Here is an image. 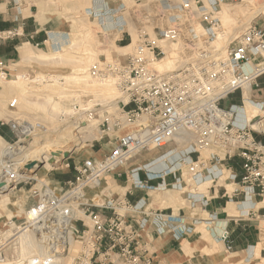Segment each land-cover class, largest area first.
Returning a JSON list of instances; mask_svg holds the SVG:
<instances>
[{
	"label": "built area",
	"instance_id": "built-area-1",
	"mask_svg": "<svg viewBox=\"0 0 264 264\" xmlns=\"http://www.w3.org/2000/svg\"><path fill=\"white\" fill-rule=\"evenodd\" d=\"M216 1L200 4V0H158L148 4L140 9L136 36L129 44L131 52L125 62H110L104 69L99 65L90 67L94 79L117 81L122 95L118 103L122 117L114 118V124L106 131L122 129L124 123L132 129L117 136L103 157L82 161L75 168L74 178L63 188L43 182L38 190H28L36 201L26 208L22 222L11 229L10 236L0 235V263H5L4 251L9 243L22 233L32 232L42 244V253L30 255L31 264H55L68 252L72 241L81 244L74 264H152L138 249L137 232L146 223L158 235L170 228L176 238L188 235L192 228L182 216L150 213L139 202L106 197L102 183L137 154L160 150L171 143L189 146V156L176 163L187 168L189 184L184 185L190 188L189 194H195L198 186L210 178V163L238 158L241 174L238 177L228 168V179L239 185L244 196L264 198V143L254 136L261 131L264 112L261 118L257 116L260 125L253 127L245 118L244 123H239L242 106H222L236 93L242 102L248 101L244 90L248 88L250 92L258 87L257 79L264 74V26L248 24L218 47L216 41L225 35L217 17ZM133 16L136 18V14ZM170 56L174 60L172 68L158 70L156 66ZM3 67L0 62L2 75ZM14 104L12 101L10 106ZM26 124L10 122L13 145L25 137ZM181 137L189 138L178 141ZM202 154L207 156L202 158ZM156 163L131 172L142 171L146 175L144 180L131 178L134 189L155 190L158 186L152 181L166 177L173 179L174 188L185 182L182 173L176 175L180 171L176 165L153 170ZM8 170L3 168L1 175L10 189L33 180L19 167ZM92 191L95 193L88 197ZM239 191L233 190V194ZM99 200L102 203L95 204ZM96 209L108 210L110 215ZM130 213L145 217L135 222ZM13 224L9 220L7 228ZM226 235L224 232L221 238Z\"/></svg>",
	"mask_w": 264,
	"mask_h": 264
},
{
	"label": "rangeland",
	"instance_id": "rangeland-1",
	"mask_svg": "<svg viewBox=\"0 0 264 264\" xmlns=\"http://www.w3.org/2000/svg\"><path fill=\"white\" fill-rule=\"evenodd\" d=\"M155 1L158 0H43L46 6L51 7L50 11H42V14L47 13L48 15L49 12L52 16L50 23L53 25L50 26V30L67 32L69 42L58 48H51L50 44H33L32 48L29 47L25 51L26 56L16 58L9 63L2 62V64L10 66L7 76L0 74V93H2L3 99H6L7 104L3 106V109L17 122L27 123L25 126L32 127L33 134L22 138L19 144L0 143V172L6 162L14 158V156L9 158L8 155H2L8 147L15 149L24 143L25 147H30L29 151H31L32 148L36 149L39 145L44 142L48 143L47 141L50 142L52 139L50 142L51 151L67 149V144L54 139V135L58 131L60 132L56 134L58 138L60 139L62 136L64 138L66 132L63 134V130L67 126L69 127L68 132L74 130L78 132L76 135L77 145L70 146L66 150L70 156L61 162L57 160L51 164L45 158L43 162L40 160L35 165L29 163L31 167H34L31 171L26 170L25 172L29 171L28 176L33 180L11 189L9 200L0 202V235L10 236L13 233L11 229L22 222L27 206L33 205L36 201V198L28 190H38L43 182L52 186L53 183L50 181L61 176L64 171L72 173L73 179L75 168L82 161L92 156L103 157L117 136L125 130L132 129L131 125L127 126L124 123L122 129L106 131L108 126L114 124V118L122 117L120 113L122 106H118L122 95L116 87L117 81L94 79L90 74V67L99 65L101 69H104L105 65L110 62L120 64L125 62L126 55L131 52V47L128 48V45L136 36L137 21L141 18L140 9ZM201 2L207 3L206 0H200L199 3L201 4ZM216 9L223 34L225 29L224 39L232 33L234 36L240 28L248 24L264 26V0H217ZM224 11L228 16L223 15ZM133 14H136V18ZM217 43L224 46L221 39L217 40ZM124 47L128 50L118 49ZM87 58H89L88 61H91H89L90 63L86 61ZM246 92L243 95L245 98H249L250 94H246ZM240 100L241 97L238 94L234 98L224 101L222 106L236 105L239 107ZM12 101H15V104L11 107ZM243 110L244 115L241 118L238 116L239 123H244V117L247 121H251L263 116L248 101L244 103ZM36 124L39 127H35ZM87 126L89 127L86 128ZM186 139L187 137H185ZM66 143L70 144L69 141ZM188 149L187 145L171 143L160 150L141 152L130 159L127 164L137 163L134 166L136 168L147 166L150 162L151 164L157 162V165H161L158 170H163L168 165L175 166L181 158L189 156L186 154ZM45 152L46 149L39 150L38 156L41 157V154H45ZM140 156H146L147 160L136 162ZM191 156L192 159L195 158L194 154ZM206 156L205 154L201 155L202 158ZM32 162H36V159ZM215 164L212 162L209 165L214 166ZM155 166L153 165V170H155ZM176 167L180 170L176 175L179 176V173H182L185 182L180 184V188H174L172 179V183L169 185L177 191L183 190L182 192L189 197L192 195L189 194L190 188L188 190L184 185L189 184L186 182L187 168L182 163ZM216 175H220V172ZM155 181L162 182L159 179ZM122 186L133 187L132 179L129 178V181ZM155 186L159 187L158 184ZM60 187L63 188V186ZM101 203L102 201L99 200L95 204ZM9 220L14 224L7 228ZM77 225L80 226L78 223ZM18 237L5 247V263L0 264H31L29 263L30 255L42 253V250L34 246L31 249L33 252L22 255ZM80 248L79 242L72 241L68 252L60 256L55 264H74V256Z\"/></svg>",
	"mask_w": 264,
	"mask_h": 264
},
{
	"label": "crops",
	"instance_id": "crops-1",
	"mask_svg": "<svg viewBox=\"0 0 264 264\" xmlns=\"http://www.w3.org/2000/svg\"><path fill=\"white\" fill-rule=\"evenodd\" d=\"M43 10H51L43 0H0L1 62L9 63L16 58L26 56L25 51L29 47L32 48L33 44H50L49 47L58 48L69 42L67 32L50 30V26L53 25L50 23L52 16L49 12L48 15L42 14ZM9 67L4 64V76H7ZM257 83L258 87L249 92L248 102L262 113L264 112V74L257 79ZM238 94L230 96L227 100ZM244 103L246 101L242 102L241 99L239 106H242V110ZM5 105H7L6 99H3L0 93V143L14 142V134L9 127L14 118L5 112L3 109ZM243 115L244 113H240L239 117ZM254 136L264 143V120L261 131L256 132ZM146 158L140 156L136 162L145 161ZM136 164L132 162L126 164L124 168L105 178L102 183L105 196L125 197L132 203L139 202L150 213L159 211L182 216L185 224L193 228L188 235L176 238L170 228H166L163 234L158 235L151 232L150 224L146 223L145 227L137 232L138 249L142 256L151 259L152 264H264V240H262L264 198L244 196L239 185L228 179L231 174L228 168H232L238 177L241 174L238 158L218 162L212 166L210 178L201 183L197 192L189 197L182 192L183 190L177 191L170 187L171 177H166L162 182H152L153 185H159L153 191L122 186L129 181V178L139 177L142 180L146 178L145 173L140 171L131 175ZM160 166L156 164L155 170ZM218 172L221 174L217 176ZM71 179L72 173L64 171L61 176L50 182L60 187ZM187 188L189 190V187ZM233 190H240V193L233 194ZM93 193L95 192H88V197ZM104 194L99 198H103ZM96 210L110 215L108 210ZM128 215L135 222L145 217L141 213ZM151 219L152 217H149L148 220ZM224 232L227 235L222 239L221 235Z\"/></svg>",
	"mask_w": 264,
	"mask_h": 264
},
{
	"label": "bare ground",
	"instance_id": "bare-ground-1",
	"mask_svg": "<svg viewBox=\"0 0 264 264\" xmlns=\"http://www.w3.org/2000/svg\"><path fill=\"white\" fill-rule=\"evenodd\" d=\"M223 13V15L224 16H228V14L226 13V11H224V12H222ZM226 14V15H225ZM240 27V26H239ZM129 31H130V29H129ZM224 35H225V29H224ZM231 35H233V33L232 34H230L227 38H229ZM227 38H225L224 39V37H220L219 39H221V41H223V44L225 45V43L227 42ZM219 39H218V41H219ZM217 42V41H216ZM222 43V42H221ZM222 44V45H223ZM218 47H221V45H220V43H217L216 44ZM128 48H129V45H128ZM128 48H126V47H124V48H118L119 50H124V51H126V50H128ZM105 53V52H104ZM122 54V53H121ZM123 57V56H122ZM88 59L89 58H87V60L86 61H88ZM124 59V58H123ZM90 61V60H89ZM88 61V62H89ZM91 62V61H90ZM89 62V63H90ZM173 64H174V60H173V57L172 56H170L169 58H167V59H164L162 62H160L157 66H156V68L158 69V70H162V71H166V70H169V69H171L172 68V66H173ZM99 86V85H98ZM245 91H247L246 92V94H248L249 93V89L247 88L246 90H244V92ZM243 92V93H244ZM106 98V97H105ZM103 99V98H102ZM114 105H115V103H114ZM87 110V109H86ZM243 111L244 110H241V111H239L238 112V116H239V114L240 113H243ZM79 114V113H78ZM81 115V114H80ZM82 118V120H84V118L83 117H81ZM261 118V117H260ZM258 119V118H257ZM257 119H252L250 122L253 124V127H258L260 124H257L258 122H257ZM78 124H80V123H78ZM77 124V125H78ZM75 127H76V125H74ZM89 126H87L86 128H88ZM67 128V129H66ZM64 130H63V134H65V132H66V134L64 135L65 137L63 138V136L59 139L58 138V136L56 135V134H58V133H60L59 131L54 135V139H55V141H60V143H65V144H67L68 146H67V149H65V150H59V149H57V150H59V151H51V149H50V145H51V140H50V142L49 141H47L48 143H43V144H41V145H39L36 149H34V148H32V150L31 151H29L30 150V147L29 148H26L25 147V145H24V143H23V145H21V146H19L18 148H15V149H10V147H8V148H6V150L3 152V154L2 155H4V156H6V155H8L9 156V158H11V157H13L14 156V158H12L10 161H7L6 162V164L4 165V167L3 168H5V170H6V172H8L9 170L8 169H10V168H17L18 169V167H19V170L21 171L22 170V172H25L26 170H29V171H31L32 169H33V167H31L30 169H26V166L27 165H29V163L31 162L32 163V165H35V164H37L40 160H42V162H43V160H45V158H47V160L48 161H50V160H52V159H54L53 160V162H55V161H59V162H61V160L59 159V158H55V157H53L52 156V154L53 153H57V152H60V156H62V154L64 153V152H68V151H66V150H68V148H70V146H75V145H77V143H76V141H77V133L78 132H76L75 130L74 131H67V130H69L68 128V126L66 127ZM24 129H25V132H26V134H25V137L24 138H26V136H31L32 134H33V132H32V127H30V126H24ZM30 131V132H29ZM71 135V136H70ZM189 137H187V139H188ZM186 139V140H187ZM181 140H185V137L184 138H180L178 141H181ZM67 141H69L70 142V144H68V143H66ZM19 144V143H18ZM64 147V146H63ZM41 149H46V152H45V154H41V157H39L38 155H39V150H41ZM52 152V153H51ZM34 159H36V162H32ZM13 161V162H12ZM10 162V163H9ZM52 162V163H53ZM51 163V164H52ZM2 168V167H1ZM29 171H27V172H25L24 173V175H26V176H28V174L30 173ZM1 173H2V171L0 172V182H2L3 184H4V188L2 189V192L4 191V193H2V195L0 196V202H6V201H8L9 200V198H10V190L11 189H8V186H7V184H6V182L4 181V179L2 178V175H1ZM18 240H19V248H20V251L22 252V255H24V254H26L27 252H33V250H31V249H33L34 248V246H36V248L37 249H39V250H42V244H41V242L39 241V239L36 237V235L34 234V233H32V232H25V233H22V234H20L19 235V237H18ZM17 241V240H16ZM17 245V244H16ZM31 250V251H30ZM20 252V253H21Z\"/></svg>",
	"mask_w": 264,
	"mask_h": 264
},
{
	"label": "water",
	"instance_id": "water-1",
	"mask_svg": "<svg viewBox=\"0 0 264 264\" xmlns=\"http://www.w3.org/2000/svg\"><path fill=\"white\" fill-rule=\"evenodd\" d=\"M52 156L55 158H59L62 161L63 159H67L70 156V154L68 152H64L62 156H60V152H57V153H53ZM53 160L54 159L50 160V163H52ZM30 168H31L30 164L26 166V169H30ZM3 188H4V184L0 182V194L4 193V191L2 192ZM8 189H10V187H8Z\"/></svg>",
	"mask_w": 264,
	"mask_h": 264
},
{
	"label": "trees",
	"instance_id": "trees-1",
	"mask_svg": "<svg viewBox=\"0 0 264 264\" xmlns=\"http://www.w3.org/2000/svg\"><path fill=\"white\" fill-rule=\"evenodd\" d=\"M257 140V139H256Z\"/></svg>",
	"mask_w": 264,
	"mask_h": 264
}]
</instances>
